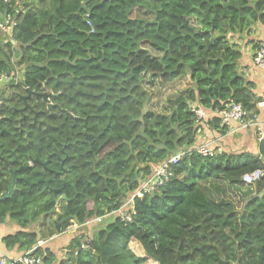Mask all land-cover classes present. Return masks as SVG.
<instances>
[{
  "label": "trees",
  "instance_id": "1",
  "mask_svg": "<svg viewBox=\"0 0 264 264\" xmlns=\"http://www.w3.org/2000/svg\"><path fill=\"white\" fill-rule=\"evenodd\" d=\"M15 2L0 1V20H16L6 42L0 32V197L16 176L0 224L20 231L3 243L30 251L75 224L82 228L58 258L33 254L45 264H264V177L248 199L227 196L245 187L244 174L264 170V142L255 157L195 151L203 130L227 132L212 111L231 101L259 114L232 40L264 29V0H23V12ZM180 78L189 86L169 113L147 108V80ZM191 107L207 117L197 120ZM184 152L162 188L135 198L134 215L125 209L130 222L115 214L90 223Z\"/></svg>",
  "mask_w": 264,
  "mask_h": 264
},
{
  "label": "built area",
  "instance_id": "2",
  "mask_svg": "<svg viewBox=\"0 0 264 264\" xmlns=\"http://www.w3.org/2000/svg\"><path fill=\"white\" fill-rule=\"evenodd\" d=\"M3 4L10 5L12 0H0ZM5 16L2 17L0 20V32L4 36L5 41L11 38L13 34V30L16 27V20L10 15V13L4 14ZM87 17V16H86ZM87 25L90 28V32H93V29L90 25V22L86 21ZM252 61L254 67L262 72L263 79H264V42H261L255 48L252 56ZM5 76V75H3ZM264 104L259 102L257 108H262ZM191 111L195 114L197 120H203L207 117V114L204 110L191 107ZM213 117L218 116L220 118V126L227 127L226 134H232L237 132L238 130H251L257 142L260 144L264 142V118H261L258 115L249 116L244 112L240 105L234 104L233 102L227 103L222 109L212 111L210 113ZM237 124L238 128H232V124ZM212 142L209 144L203 143L198 144L195 147V151L203 156V157H214L221 153L220 149H215L212 147ZM188 152V151H187ZM187 152L178 154L176 156L171 157L167 162L161 164L157 167L153 175L147 179L132 195V197L126 201V203L110 212H106L103 217L95 218L90 223H101V221L105 217H109L111 215H118L122 221L130 222L131 217L129 215H125V209L130 206L131 208V215H134L133 211V201L135 198H142L145 194L153 193L158 191L162 188L172 177L173 174L170 171V165H175L180 156L186 154ZM264 177V170L263 169H256L250 173H246L242 176V182L246 186H254L256 182L260 181ZM87 222L85 225H89ZM38 245H42L39 243ZM36 248V247H35ZM34 248V249H35ZM0 264H44L41 257L36 256L33 254V249L26 252L25 254L21 255L16 259H6L0 257Z\"/></svg>",
  "mask_w": 264,
  "mask_h": 264
},
{
  "label": "crops",
  "instance_id": "3",
  "mask_svg": "<svg viewBox=\"0 0 264 264\" xmlns=\"http://www.w3.org/2000/svg\"><path fill=\"white\" fill-rule=\"evenodd\" d=\"M16 10L24 11L22 6L23 0H15ZM34 4L38 7L41 5L38 4V0H34ZM248 42L246 43L245 39L242 47V64H240L245 76L254 84L256 94L261 98V101L264 104V79L262 72L256 69L252 65L251 57L253 56L254 48L259 45L261 42H264V29L262 27H255L254 31L250 33ZM1 38V34H0ZM241 39V38H239ZM238 40V39H237ZM259 116L264 118V106L259 108ZM232 128L237 129V124H232ZM203 134V136H202ZM202 138L198 141V144H209L212 142V147L215 149H220L221 153L227 154H249L251 156H258L259 154V143L257 142L254 133L251 130H238L232 134H225L224 136H215L214 138H210L208 135V131L203 130V133L199 134ZM255 187L246 186L238 187L232 186L229 188L228 197L235 200V202L239 203L240 200L244 201L248 199V197L254 195ZM40 224V223H39ZM82 227H77L75 224L71 225L67 228V230L58 236H54L47 240H38L37 244L33 246V248H39L42 251H49L52 255L58 258V254L60 253V249L62 246L67 245L70 242V238L72 235H75L81 230ZM30 230H37V224H34L30 227ZM20 231V228L16 225L15 222L5 219L3 223L0 224V257L6 259H16L21 255L25 254L29 250H22L19 246L15 247H7L3 240L5 237L12 236ZM42 243V245H38ZM32 249V248H31ZM30 249V250H31ZM45 264V263H44ZM49 264V263H48ZM50 264H58V261L55 259L54 262Z\"/></svg>",
  "mask_w": 264,
  "mask_h": 264
},
{
  "label": "rangeland",
  "instance_id": "4",
  "mask_svg": "<svg viewBox=\"0 0 264 264\" xmlns=\"http://www.w3.org/2000/svg\"><path fill=\"white\" fill-rule=\"evenodd\" d=\"M232 41H233L232 43L235 44L236 47H238V49L241 50L242 52V47H243L242 45L244 43V40L241 38L238 40L233 39ZM152 54L155 55L154 53ZM239 70L243 71L241 66ZM188 86H189L188 81L182 78L174 81L173 83L167 86H160L156 80H150V79L147 80L145 82V88L150 94L148 103L146 105L147 108H151L157 113H169L170 102L175 100L177 96H179L184 91H186ZM91 206L92 204L89 205L90 208ZM111 219L112 218L107 217L105 223L111 221ZM129 247L137 256L143 257L145 255L138 241H132L129 244ZM146 264H157V263L152 260H148Z\"/></svg>",
  "mask_w": 264,
  "mask_h": 264
},
{
  "label": "water",
  "instance_id": "5",
  "mask_svg": "<svg viewBox=\"0 0 264 264\" xmlns=\"http://www.w3.org/2000/svg\"><path fill=\"white\" fill-rule=\"evenodd\" d=\"M31 94L32 93L29 92L28 97ZM42 97L48 103L49 108L52 109L54 106L49 103L48 95L47 94H43ZM43 181H44L43 179H40V180H38L37 183H40V182H43ZM30 185H32V184H30ZM62 191H63V188H61L60 190H54L55 193H59V192H62ZM15 192H16V176H15V172H13V178H12V180L9 183V186H8V189H7V193L4 196L0 197V201L12 198L15 195ZM63 198H65V196H63Z\"/></svg>",
  "mask_w": 264,
  "mask_h": 264
},
{
  "label": "clouds",
  "instance_id": "6",
  "mask_svg": "<svg viewBox=\"0 0 264 264\" xmlns=\"http://www.w3.org/2000/svg\"><path fill=\"white\" fill-rule=\"evenodd\" d=\"M4 40H5V38H4ZM5 42H6V41H5ZM5 42H4V43H5ZM175 156H176V155H175ZM76 226H77V225H76ZM77 227H79V228H80L81 226H77ZM83 227H84V226H83ZM36 247H37V246H36ZM82 248H84V246H83ZM32 249H33V252H34V250H35L36 248H35V249H34V248H32ZM27 252H28V251H27ZM43 263H44V262H43Z\"/></svg>",
  "mask_w": 264,
  "mask_h": 264
}]
</instances>
